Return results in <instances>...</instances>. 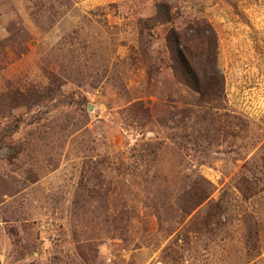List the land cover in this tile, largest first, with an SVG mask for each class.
<instances>
[{"label":"rangeland","instance_id":"obj_1","mask_svg":"<svg viewBox=\"0 0 264 264\" xmlns=\"http://www.w3.org/2000/svg\"><path fill=\"white\" fill-rule=\"evenodd\" d=\"M0 264H264V0H0Z\"/></svg>","mask_w":264,"mask_h":264},{"label":"trees","instance_id":"obj_2","mask_svg":"<svg viewBox=\"0 0 264 264\" xmlns=\"http://www.w3.org/2000/svg\"><path fill=\"white\" fill-rule=\"evenodd\" d=\"M201 23V24H200ZM197 29L200 30L201 36L205 39L207 46V54L210 60H214L215 55V32L213 27L205 20H200ZM168 48L171 53L173 69L176 74L184 82L190 84L194 88H200L199 80L196 73L191 68L189 61L190 51L183 44L182 34L180 32L171 31L167 37Z\"/></svg>","mask_w":264,"mask_h":264}]
</instances>
